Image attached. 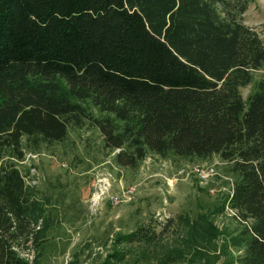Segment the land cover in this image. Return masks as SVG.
I'll list each match as a JSON object with an SVG mask.
<instances>
[{"label": "trees", "instance_id": "1", "mask_svg": "<svg viewBox=\"0 0 264 264\" xmlns=\"http://www.w3.org/2000/svg\"><path fill=\"white\" fill-rule=\"evenodd\" d=\"M251 3L0 0V162L6 151L24 158V137L33 145L63 141L84 115L71 99L89 101L123 123L95 120L104 147L119 150L120 167L150 154L229 163L235 180L215 213L228 204L252 222L237 239L240 264H264V81L246 100L240 93L264 63L263 42L241 22ZM34 206L19 170L0 163V264H34L19 252L38 251L48 230L37 227L42 212ZM202 233L217 237L214 228ZM157 239L153 224L117 238ZM184 257L176 248L162 261Z\"/></svg>", "mask_w": 264, "mask_h": 264}, {"label": "rangeland", "instance_id": "2", "mask_svg": "<svg viewBox=\"0 0 264 264\" xmlns=\"http://www.w3.org/2000/svg\"><path fill=\"white\" fill-rule=\"evenodd\" d=\"M241 22L264 44V0H252ZM260 81H264V63L252 73L251 83L240 89L243 100L255 92ZM36 82L39 80L34 85ZM71 101L81 106L84 115L68 126L63 141L33 145L24 137V158L16 160L6 151L0 162L12 163L19 170L36 205L35 212H42L37 227H48L38 251L19 250L24 257L34 264H163V257L178 248L184 259L169 264H202V254L212 264H240L245 247L237 239L252 222L237 219L228 204L215 213L235 180L229 163L218 156L160 158L150 154L135 168L120 167L114 161L119 150L104 147L95 124V120L113 122V116L89 101ZM114 123L123 126L122 122ZM200 164L214 166L217 175L204 183L192 174L178 176L173 185L167 182L182 168L189 171ZM105 187L104 196L94 201ZM122 188H133L134 192L125 197ZM115 195L121 202L114 206L109 197ZM168 219L172 223L163 227ZM146 224L155 225L159 234L156 242L126 245L117 240L119 234L135 232ZM211 228L217 237L207 239L202 232ZM186 239L193 249L186 248ZM196 249L202 253L199 259L191 256ZM114 251L122 257H108Z\"/></svg>", "mask_w": 264, "mask_h": 264}, {"label": "built area", "instance_id": "3", "mask_svg": "<svg viewBox=\"0 0 264 264\" xmlns=\"http://www.w3.org/2000/svg\"><path fill=\"white\" fill-rule=\"evenodd\" d=\"M190 174H192L196 180L200 183H204L206 182L209 178L214 177L217 175L214 166H209L207 164H200V165H196L193 168H191L189 171L186 170V168H182L181 170H179L177 172V175L172 179V180H168L167 182L171 185H173L175 182L178 181V176H185L188 177ZM108 190V187H105L103 189L99 190V195L95 196V200H98L100 196H104L105 191ZM122 194L126 197L129 196L131 194H133L134 189L133 188H129L128 190L125 189H121ZM109 201L111 202L112 205H118L121 202V198L118 195L115 196H111L109 197ZM230 211L234 214V212L230 209ZM159 216V215H158ZM235 216V214H234ZM160 218V217H159Z\"/></svg>", "mask_w": 264, "mask_h": 264}]
</instances>
